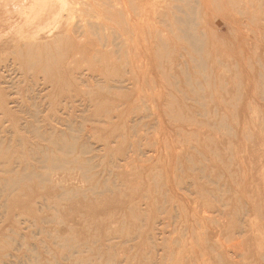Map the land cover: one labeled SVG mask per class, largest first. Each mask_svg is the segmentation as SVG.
Wrapping results in <instances>:
<instances>
[{"label":"rangeland","instance_id":"374dc122","mask_svg":"<svg viewBox=\"0 0 264 264\" xmlns=\"http://www.w3.org/2000/svg\"><path fill=\"white\" fill-rule=\"evenodd\" d=\"M0 264H264V0H0Z\"/></svg>","mask_w":264,"mask_h":264},{"label":"bare ground","instance_id":"6f19581e","mask_svg":"<svg viewBox=\"0 0 264 264\" xmlns=\"http://www.w3.org/2000/svg\"><path fill=\"white\" fill-rule=\"evenodd\" d=\"M192 40V39H191ZM196 43V42H195Z\"/></svg>","mask_w":264,"mask_h":264}]
</instances>
